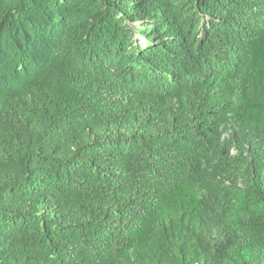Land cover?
I'll use <instances>...</instances> for the list:
<instances>
[{
  "label": "trees",
  "instance_id": "1",
  "mask_svg": "<svg viewBox=\"0 0 264 264\" xmlns=\"http://www.w3.org/2000/svg\"><path fill=\"white\" fill-rule=\"evenodd\" d=\"M0 264H264V0H0Z\"/></svg>",
  "mask_w": 264,
  "mask_h": 264
}]
</instances>
